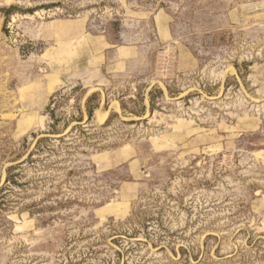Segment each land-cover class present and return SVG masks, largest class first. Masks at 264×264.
<instances>
[{
  "label": "rangeland",
  "instance_id": "obj_1",
  "mask_svg": "<svg viewBox=\"0 0 264 264\" xmlns=\"http://www.w3.org/2000/svg\"><path fill=\"white\" fill-rule=\"evenodd\" d=\"M0 264H264V0H0Z\"/></svg>",
  "mask_w": 264,
  "mask_h": 264
},
{
  "label": "crops",
  "instance_id": "obj_2",
  "mask_svg": "<svg viewBox=\"0 0 264 264\" xmlns=\"http://www.w3.org/2000/svg\"><path fill=\"white\" fill-rule=\"evenodd\" d=\"M116 51L117 53L120 51V55L123 54V56L118 55L114 60V62L117 64H125L127 60L134 58L132 57V55L134 54V49L130 46H117Z\"/></svg>",
  "mask_w": 264,
  "mask_h": 264
},
{
  "label": "trees",
  "instance_id": "obj_3",
  "mask_svg": "<svg viewBox=\"0 0 264 264\" xmlns=\"http://www.w3.org/2000/svg\"><path fill=\"white\" fill-rule=\"evenodd\" d=\"M15 9H17V7L14 6V5H12V6H10L9 8H6V9H5V12H10V11L15 10ZM93 111H94V107H91V108L88 109V116H89V119H91V117H92V115H93Z\"/></svg>",
  "mask_w": 264,
  "mask_h": 264
}]
</instances>
